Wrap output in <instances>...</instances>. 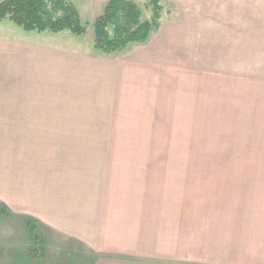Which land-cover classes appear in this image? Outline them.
I'll use <instances>...</instances> for the list:
<instances>
[{
  "label": "crops",
  "instance_id": "0c3cea01",
  "mask_svg": "<svg viewBox=\"0 0 264 264\" xmlns=\"http://www.w3.org/2000/svg\"><path fill=\"white\" fill-rule=\"evenodd\" d=\"M225 4L229 17L239 14L235 0ZM255 7L247 2L242 7L247 16L232 15L230 29L222 30L215 54L231 70L216 74L211 83L200 72L201 103L214 94L215 108L222 109L224 102L225 109L234 110L229 104L239 102L241 93L247 95L244 101L264 103V74L254 72L264 70V30H255ZM241 20L247 26L242 34ZM161 27L152 36L174 38V30L161 33ZM259 27L264 29V21ZM152 36L142 47L115 58L57 49L63 42L52 43L54 52L35 56L32 67L30 53L23 55L16 65L24 79L20 88L10 89L7 117L0 118V126H8L7 152L1 155L6 159L0 160V201L9 212L39 220L47 235L70 244L68 251L79 260L90 256L86 264H264V182L238 187L214 182L207 197L192 198L185 189L191 182L173 176L185 172L169 169L173 181L161 184L159 167L127 165L128 157H146L142 151L129 154L95 145L127 140L97 134L96 127H112L114 119H142L143 111L155 110L161 97L174 109L183 96H192V91H180L174 73L163 77L151 68L155 50L146 52ZM241 57L248 72H240ZM50 64L61 66L59 79L48 78ZM191 80L185 82L190 90ZM243 84H248L246 90H240ZM67 95L86 98V103L69 104ZM76 109L97 110L102 116L79 118ZM163 184L167 197L160 196L166 190Z\"/></svg>",
  "mask_w": 264,
  "mask_h": 264
},
{
  "label": "rangeland",
  "instance_id": "374dc122",
  "mask_svg": "<svg viewBox=\"0 0 264 264\" xmlns=\"http://www.w3.org/2000/svg\"><path fill=\"white\" fill-rule=\"evenodd\" d=\"M71 1L78 9L82 22L87 25L86 32L82 36H75L68 32L38 33L23 30L6 19L0 21V118L7 117L10 89L21 87L24 77L19 76L18 71L21 68L16 64L21 62L19 60L24 54L30 53L32 67L35 56L44 51L54 52L53 50L57 48H54V44L60 42H63V48L59 46L60 48L57 49L65 50V52L79 50L81 54L89 52L97 56L114 58L142 45L133 44L116 55H104L99 52L92 45L91 24L95 17L102 13L107 0ZM131 1L138 5L142 19H151L152 8L148 0ZM235 1L241 9L239 14L231 13V16H247L242 13V7L247 2L250 5L255 4L256 12H253L256 19L255 30L262 33L264 29L259 26L264 21V0ZM226 2L227 0H218V2L216 0H160L161 33L174 30L176 34L174 38L161 39L157 35L152 36V32L146 54L150 55L153 48L156 61L151 68L159 70L160 76L163 77L167 72L171 75L174 73L177 87L181 88L180 91L183 90L184 93L192 91V96L188 94L183 96L181 101L174 104V109L169 107L170 103H163L166 100H163L165 97H161V102L156 105L155 110L143 111L142 119L139 117L114 119L115 125L112 127H96L97 134L104 132L127 138V140L95 143L97 149L128 150L129 154L131 151H142L146 157L141 159L128 157L127 165L159 167L161 184L168 180L173 181L168 174L169 169L185 172L173 176L176 179L181 176L180 180L191 182L185 189L191 190L192 198L201 197L203 194L207 197L215 189V185L210 184L214 182L231 183H224L225 186L222 187H234L235 184L238 187L240 183L264 182V103L244 101L247 95L242 93L239 96V102L229 104L237 107L234 110L225 109L227 103L224 102L222 109L215 108L214 94H209L208 98L202 100L203 103L199 101L200 72L207 73L208 81L211 83L216 74L231 70L230 66L227 68L221 64L222 61L217 59L214 49L217 42H220L222 30L230 29L228 25L231 16L229 17L227 12L229 8ZM242 29H247V26L241 20V34ZM241 39L243 43L246 41L242 36ZM243 58L241 57L240 72H248L244 67L246 64L242 61ZM259 60L254 63L255 68ZM50 66L52 71L48 69L47 74L48 78H51V75L53 78L60 73L57 71L61 69V66L52 64ZM25 69H28L27 65ZM256 69L255 75L264 74V70L256 71ZM22 73L24 75V70ZM61 73L67 81L69 77L66 76V72L61 71ZM190 77H192V90L189 85H185ZM240 79V81L245 80L243 77ZM247 85L243 84V88L240 86V90H246ZM251 85L254 86L252 82ZM213 88L208 89L210 91ZM162 89L166 92L168 87L163 86ZM66 98L65 101L69 104L86 103V98L80 99L72 95H67ZM76 110L74 114L77 113L79 118L102 116V113L97 110ZM116 121L121 124H116ZM7 141L8 126L2 125L0 126V160L1 155L6 156ZM84 144L89 145L90 148L96 147L93 143ZM5 159L3 157L1 161ZM114 160L116 159L113 158ZM123 161H125L124 158H122ZM161 187H165L166 190H161L160 196L167 197V184ZM177 188H183V186ZM26 219H30V216L22 212L12 211L9 215H0V264H75L76 261L81 260L86 264L91 260L88 259L90 256L79 260L76 256L78 254L68 251L70 244L63 245L58 238L48 236L49 231L45 229L46 227L39 220L31 217L45 239L43 243L33 242L29 239L28 232L21 222ZM42 248L43 255L40 254L43 251Z\"/></svg>",
  "mask_w": 264,
  "mask_h": 264
},
{
  "label": "trees",
  "instance_id": "16d2710c",
  "mask_svg": "<svg viewBox=\"0 0 264 264\" xmlns=\"http://www.w3.org/2000/svg\"><path fill=\"white\" fill-rule=\"evenodd\" d=\"M151 19H142L138 5L131 0H107L102 13L91 24L93 47L104 55H116L133 44L147 42L160 26V0H148ZM9 20L23 30L64 33L82 36L86 23L71 0H3L0 21ZM8 207L0 201V215H9ZM33 242H45L34 220H21ZM43 249V248H42ZM44 249L40 254L43 255Z\"/></svg>",
  "mask_w": 264,
  "mask_h": 264
}]
</instances>
